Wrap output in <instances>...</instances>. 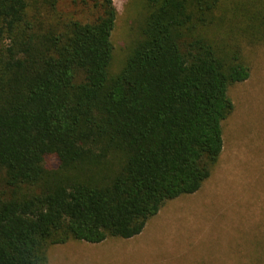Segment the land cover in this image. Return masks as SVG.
I'll return each instance as SVG.
<instances>
[{
    "label": "trees",
    "instance_id": "1",
    "mask_svg": "<svg viewBox=\"0 0 264 264\" xmlns=\"http://www.w3.org/2000/svg\"><path fill=\"white\" fill-rule=\"evenodd\" d=\"M225 1L146 0L111 73L113 0H91L86 17L59 0H0V264L134 238L201 188L222 153L228 87L250 75L231 35L245 23L264 40V2Z\"/></svg>",
    "mask_w": 264,
    "mask_h": 264
},
{
    "label": "rangeland",
    "instance_id": "2",
    "mask_svg": "<svg viewBox=\"0 0 264 264\" xmlns=\"http://www.w3.org/2000/svg\"><path fill=\"white\" fill-rule=\"evenodd\" d=\"M73 1L59 0L60 8L88 16L91 0ZM113 3L110 71L117 73L140 34L147 3ZM246 28L239 24L231 38L250 75L228 87L233 109L222 122V153L201 188L165 202L134 238L99 244L71 240L50 247L46 264H264V40L255 42ZM229 30L219 31L222 36Z\"/></svg>",
    "mask_w": 264,
    "mask_h": 264
}]
</instances>
